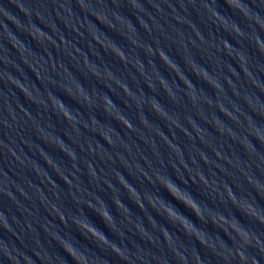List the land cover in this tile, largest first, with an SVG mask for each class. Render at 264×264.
I'll use <instances>...</instances> for the list:
<instances>
[{
	"label": "water",
	"instance_id": "obj_1",
	"mask_svg": "<svg viewBox=\"0 0 264 264\" xmlns=\"http://www.w3.org/2000/svg\"><path fill=\"white\" fill-rule=\"evenodd\" d=\"M233 4L0 0V264H264V0Z\"/></svg>",
	"mask_w": 264,
	"mask_h": 264
},
{
	"label": "clouds",
	"instance_id": "obj_2",
	"mask_svg": "<svg viewBox=\"0 0 264 264\" xmlns=\"http://www.w3.org/2000/svg\"><path fill=\"white\" fill-rule=\"evenodd\" d=\"M226 3L230 6V7H233L234 4H233V0H226ZM261 51H264V49H261ZM122 59L124 58L122 55H121ZM127 90V89H126ZM110 103V102H109ZM62 114L65 116L66 119H69V114L68 112L66 111H63ZM163 187H165L169 192L170 194L180 200L182 203L185 204V206L189 207L198 217L200 216V212H199V208L197 207V205L195 204L194 202V199H181L180 197H178L175 193H178V189L177 188H174L172 187V184L171 182H169L168 184H164ZM175 190V192H173L172 190ZM190 195V194H189ZM167 213H171L173 216V211L171 210H167L166 214ZM100 216L105 220L107 221L108 220V216L106 214H100ZM169 219H172L170 216H168ZM176 217V216H175ZM261 223H264V220L260 221ZM182 227H184V224H181ZM5 228H7V225L5 224ZM87 231L89 232V234L93 237V238H97L98 237V231L94 228V227H88L87 228ZM238 235H240L244 241V243H247L248 242V237L247 235H245V233L243 232H238ZM99 238L101 240L104 239L102 233L100 234ZM65 251L68 252L69 255H72V251L71 249H65Z\"/></svg>",
	"mask_w": 264,
	"mask_h": 264
}]
</instances>
